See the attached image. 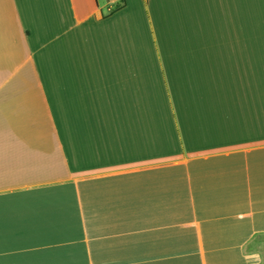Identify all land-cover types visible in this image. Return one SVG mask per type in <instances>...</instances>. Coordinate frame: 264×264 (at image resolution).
I'll use <instances>...</instances> for the list:
<instances>
[{"label":"crops","instance_id":"1","mask_svg":"<svg viewBox=\"0 0 264 264\" xmlns=\"http://www.w3.org/2000/svg\"><path fill=\"white\" fill-rule=\"evenodd\" d=\"M0 264H264V0H0Z\"/></svg>","mask_w":264,"mask_h":264},{"label":"built area","instance_id":"2","mask_svg":"<svg viewBox=\"0 0 264 264\" xmlns=\"http://www.w3.org/2000/svg\"><path fill=\"white\" fill-rule=\"evenodd\" d=\"M118 0H107L106 4L109 5L110 7L115 4Z\"/></svg>","mask_w":264,"mask_h":264},{"label":"rangeland","instance_id":"3","mask_svg":"<svg viewBox=\"0 0 264 264\" xmlns=\"http://www.w3.org/2000/svg\"><path fill=\"white\" fill-rule=\"evenodd\" d=\"M101 4H104L107 2V0H99Z\"/></svg>","mask_w":264,"mask_h":264}]
</instances>
